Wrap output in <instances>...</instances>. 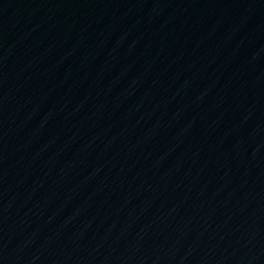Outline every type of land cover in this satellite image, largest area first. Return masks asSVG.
Returning a JSON list of instances; mask_svg holds the SVG:
<instances>
[{
	"label": "water",
	"instance_id": "water-1",
	"mask_svg": "<svg viewBox=\"0 0 264 264\" xmlns=\"http://www.w3.org/2000/svg\"><path fill=\"white\" fill-rule=\"evenodd\" d=\"M0 264H264V0H0Z\"/></svg>",
	"mask_w": 264,
	"mask_h": 264
}]
</instances>
